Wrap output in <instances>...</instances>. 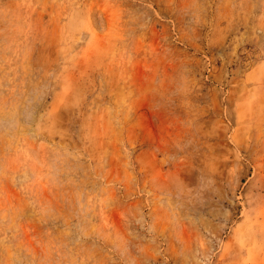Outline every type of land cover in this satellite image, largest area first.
<instances>
[{
	"label": "rangeland",
	"instance_id": "374dc122",
	"mask_svg": "<svg viewBox=\"0 0 264 264\" xmlns=\"http://www.w3.org/2000/svg\"><path fill=\"white\" fill-rule=\"evenodd\" d=\"M0 264H264V0H0Z\"/></svg>",
	"mask_w": 264,
	"mask_h": 264
}]
</instances>
